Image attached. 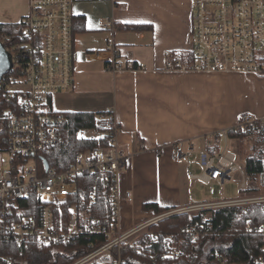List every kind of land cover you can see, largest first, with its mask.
I'll return each instance as SVG.
<instances>
[{
  "label": "built area",
  "instance_id": "built-area-1",
  "mask_svg": "<svg viewBox=\"0 0 264 264\" xmlns=\"http://www.w3.org/2000/svg\"><path fill=\"white\" fill-rule=\"evenodd\" d=\"M72 3L73 0H29V12L22 20L23 41L7 48L13 60L10 72L16 71L19 75L2 86L15 99V109L4 110L7 137L5 148L0 150V241L6 238L21 246L34 240L47 246L68 240L81 231L74 209L68 215L65 228L62 205L76 192V177L93 173H101L107 181L113 182L111 223L106 229L97 226L96 219L84 215L83 220L93 226L89 249L70 264H120V247L130 243L127 239L132 234L175 213L264 202V194H260L194 203L172 208L128 231L119 232L116 179L126 154L116 142L119 126L110 108L99 114L101 127L79 130L81 138L105 140V144L79 152L62 170L49 165L44 152L57 143L67 122L64 112L51 108L50 96L55 91H67L73 85ZM191 16L192 58L184 60L183 53L170 52L165 57L166 69L264 75V0H192ZM3 40L7 41V37L0 35V41ZM93 55L99 58L101 52ZM107 67L123 68L115 61ZM249 126L264 131V116L241 114L235 127L246 129ZM208 137L207 148L223 139V151L211 152L207 148L201 151L197 158L200 171L191 166L188 176L200 185L213 181L224 184L232 172L240 171L235 162L236 154L227 149L226 130ZM174 150L179 160L193 162L195 147L191 139L175 142ZM254 183L264 190V169L255 175ZM240 186L246 187L244 177ZM184 229L192 239L201 231L198 222H188ZM114 247L117 255L112 251ZM164 254L176 255L177 252ZM10 260L9 257L4 259L7 263Z\"/></svg>",
  "mask_w": 264,
  "mask_h": 264
},
{
  "label": "crops",
  "instance_id": "crops-1",
  "mask_svg": "<svg viewBox=\"0 0 264 264\" xmlns=\"http://www.w3.org/2000/svg\"><path fill=\"white\" fill-rule=\"evenodd\" d=\"M71 10L76 27L84 26L74 33L73 85L61 110L51 96L50 105L61 112L113 111L116 142L126 154L116 179L117 230L153 218L144 203L194 204L189 167L199 169L210 134L235 127L243 113L264 116V75L165 68L166 54L191 50L192 0H73ZM28 12L29 0H0V23L22 22ZM125 23L147 27L121 28ZM112 61L123 68H108ZM189 139L198 150L191 164L174 150Z\"/></svg>",
  "mask_w": 264,
  "mask_h": 264
},
{
  "label": "trees",
  "instance_id": "trees-1",
  "mask_svg": "<svg viewBox=\"0 0 264 264\" xmlns=\"http://www.w3.org/2000/svg\"><path fill=\"white\" fill-rule=\"evenodd\" d=\"M73 19V33L83 31L84 26L76 27ZM121 28L138 29L142 24H122ZM23 24L0 23V35L6 48L10 44L23 41ZM184 60L192 58L191 52L183 53ZM132 67L136 68L135 64ZM16 71L8 72L0 80V150L6 146L7 126L4 110L15 109V99L2 87ZM263 76V75H262ZM67 122L60 131V139L54 146L44 152L50 166L56 170L64 169L75 160L79 152L91 150L105 140L85 139L78 136L84 128L101 127V112L66 111ZM257 133V141L264 144V131L249 126L246 129L230 127L226 129L229 139L243 140ZM213 152L215 145L207 148ZM264 169L263 150L245 157V174L254 182L255 175ZM77 190L62 205L64 226L71 209L78 215V227L68 240L58 244L41 245L34 240L21 246L8 239L0 241V264H70L88 251L91 241L92 223L83 220V216L96 219L100 227L109 228L112 214V180H106L101 173L76 177ZM257 186L243 190L244 194L257 192ZM34 202L37 199L33 197ZM145 210H152L158 215L174 207L147 202L142 205ZM188 222H198L201 231L192 239L184 227ZM86 223V224H85ZM117 255V248L112 249ZM177 252L176 255L164 253ZM120 264H264V202L229 205L215 208H203L194 211L175 213L166 216L147 228V232L131 243H124L119 250ZM9 257L10 262L4 259Z\"/></svg>",
  "mask_w": 264,
  "mask_h": 264
},
{
  "label": "rangeland",
  "instance_id": "rangeland-1",
  "mask_svg": "<svg viewBox=\"0 0 264 264\" xmlns=\"http://www.w3.org/2000/svg\"><path fill=\"white\" fill-rule=\"evenodd\" d=\"M64 94L65 91H55L51 94V102L53 106L58 110L62 109L60 107L62 106V104H60V101L63 99ZM79 133L80 132L78 131V136L80 135ZM256 136L257 133L256 134L252 133L243 140H235V139L227 138V149L236 154L235 162L239 165L240 171L232 172L230 179L227 180L224 184H221L220 182H216V181L202 185L198 184L197 181L190 182L189 186H191V188L189 189L194 194V199L189 201V203H196L201 201L211 202V201H219L223 199H233L238 197L264 194V190L261 189H259L257 192H252L249 194L243 193V190L245 188L256 186V184L252 180H250L249 177L245 174V170H244L245 157L249 154L256 153L260 149L263 150V156H264V144L262 142L257 141ZM215 149L219 152L223 151L224 149L223 139H221L218 143L215 144ZM196 150L197 149L195 148V155L197 153ZM196 171L199 172L200 170L197 169ZM243 177L245 180L246 187L242 189L240 183L242 182ZM154 222L149 223L147 226H144L139 231L132 234L127 239V241L131 243L137 240L138 238H140L143 234L147 232L148 226Z\"/></svg>",
  "mask_w": 264,
  "mask_h": 264
},
{
  "label": "water",
  "instance_id": "water-1",
  "mask_svg": "<svg viewBox=\"0 0 264 264\" xmlns=\"http://www.w3.org/2000/svg\"><path fill=\"white\" fill-rule=\"evenodd\" d=\"M13 65L12 55L10 51L0 41V80L5 74L10 72Z\"/></svg>",
  "mask_w": 264,
  "mask_h": 264
}]
</instances>
